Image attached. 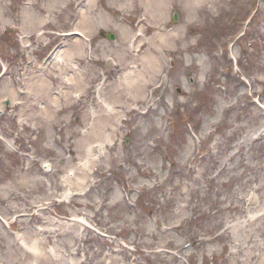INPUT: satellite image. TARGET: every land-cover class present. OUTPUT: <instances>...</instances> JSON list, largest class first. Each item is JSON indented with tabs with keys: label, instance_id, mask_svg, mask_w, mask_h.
I'll list each match as a JSON object with an SVG mask.
<instances>
[{
	"label": "rangeland",
	"instance_id": "374dc122",
	"mask_svg": "<svg viewBox=\"0 0 264 264\" xmlns=\"http://www.w3.org/2000/svg\"><path fill=\"white\" fill-rule=\"evenodd\" d=\"M0 264H264V0H0Z\"/></svg>",
	"mask_w": 264,
	"mask_h": 264
},
{
	"label": "bare ground",
	"instance_id": "6f19581e",
	"mask_svg": "<svg viewBox=\"0 0 264 264\" xmlns=\"http://www.w3.org/2000/svg\"><path fill=\"white\" fill-rule=\"evenodd\" d=\"M87 29L85 28V31ZM159 40H164L165 37H159L158 38ZM80 45H77L75 49L73 50H70L71 53H70V56H72L74 53H81V55H83V50L81 49V47H79ZM138 48H139V52H143L145 49H149L150 51H157L159 49V47L153 43H148L146 41H141L138 45ZM64 52V59L67 57H69V52ZM126 55L128 56L129 54H127L126 52ZM147 56H148V53L147 54H144L143 55V58L145 60H147ZM58 58V55L56 56V59ZM70 58V57H69ZM148 61V60H147ZM149 61H150V67L152 68H155V69H159L160 68V65H159V62H157V58L156 57H152V58H149ZM145 74H148V71H146L145 73H143L142 75L139 74V73H136L135 70H130V71H126L125 73L122 74V77L120 80H115V81H118V83H115L113 85H116L114 86V91H115V94L113 93L112 96H114L113 98H115V100H109L110 102V107L109 109H111V112H108L106 115L107 116H114V115H118V111L116 110V104H123L122 103V100L124 99L123 98V95H125V92L127 91L126 89H128V102H132V103H137L136 101V97L134 98V96L132 95L133 91H141L142 88L140 87V83H141V78L142 76H144ZM122 79H124L126 81L127 84L129 85H126L124 84L125 82L122 81ZM68 81L72 82L71 78H68ZM74 82H76L77 84V88L79 90V92L82 90L81 87H83V83L80 79H76ZM73 84V82H72ZM75 84V83H74ZM137 84V87L134 88V86ZM134 88V89H133ZM107 93V90L106 92ZM103 93V94H105ZM103 94L101 93L100 97L102 98L103 97ZM68 95V94H67ZM98 98V97H97ZM57 102V101H56ZM104 102L107 104L108 101L104 100ZM100 112V110H98ZM104 118V115L103 114H99V118L98 120L99 121H102V119ZM110 119V118H109ZM109 119H107L109 121ZM102 133L103 132H97L96 135L94 137H98L101 139V136H102Z\"/></svg>",
	"mask_w": 264,
	"mask_h": 264
},
{
	"label": "trees",
	"instance_id": "16d2710c",
	"mask_svg": "<svg viewBox=\"0 0 264 264\" xmlns=\"http://www.w3.org/2000/svg\"><path fill=\"white\" fill-rule=\"evenodd\" d=\"M257 19V17H256V15L252 18V20L251 21H253V23L255 22V20ZM252 23V22H251ZM251 25V24H250ZM255 45H256V43H254V44H251V47H252V49L254 50V48H255ZM245 64L244 63H240V66H241V68L243 69V66H244ZM244 70V69H243Z\"/></svg>",
	"mask_w": 264,
	"mask_h": 264
},
{
	"label": "water",
	"instance_id": "95a60500",
	"mask_svg": "<svg viewBox=\"0 0 264 264\" xmlns=\"http://www.w3.org/2000/svg\"><path fill=\"white\" fill-rule=\"evenodd\" d=\"M177 19H178V17H177V15H176V16H175V21H177ZM109 38H110L111 40H115V35L110 34V35H109Z\"/></svg>",
	"mask_w": 264,
	"mask_h": 264
}]
</instances>
